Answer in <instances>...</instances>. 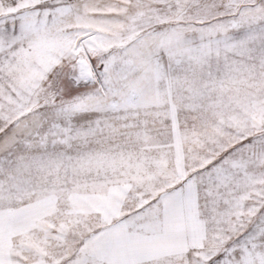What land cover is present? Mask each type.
Here are the masks:
<instances>
[{"label": "snow or ice", "instance_id": "1", "mask_svg": "<svg viewBox=\"0 0 264 264\" xmlns=\"http://www.w3.org/2000/svg\"><path fill=\"white\" fill-rule=\"evenodd\" d=\"M0 264H264V0H0Z\"/></svg>", "mask_w": 264, "mask_h": 264}]
</instances>
